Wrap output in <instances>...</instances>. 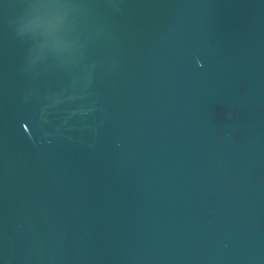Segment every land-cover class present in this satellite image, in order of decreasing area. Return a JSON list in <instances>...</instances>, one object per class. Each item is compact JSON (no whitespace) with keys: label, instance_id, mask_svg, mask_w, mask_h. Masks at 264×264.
<instances>
[{"label":"water","instance_id":"95a60500","mask_svg":"<svg viewBox=\"0 0 264 264\" xmlns=\"http://www.w3.org/2000/svg\"><path fill=\"white\" fill-rule=\"evenodd\" d=\"M0 264H264V0H0Z\"/></svg>","mask_w":264,"mask_h":264}]
</instances>
